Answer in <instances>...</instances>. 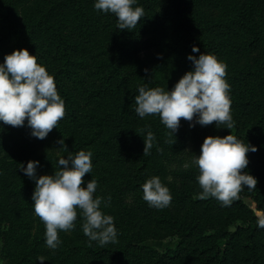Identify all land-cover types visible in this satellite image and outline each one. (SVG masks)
<instances>
[{
  "label": "trees",
  "instance_id": "16d2710c",
  "mask_svg": "<svg viewBox=\"0 0 264 264\" xmlns=\"http://www.w3.org/2000/svg\"><path fill=\"white\" fill-rule=\"evenodd\" d=\"M93 5L0 0V63L13 49H27L53 76L65 107L64 118L43 140L30 135L26 122H0L2 264H264V229L248 207L254 201L264 208V0H138L145 17L132 31L118 30L116 17ZM192 45L226 64L231 134L258 149L247 153L245 169L257 179L256 189L244 186L230 207L195 198L202 191L196 167H169L191 146L200 150L206 136L230 130L215 123L189 127L181 119L171 137L158 116L141 119L134 111L138 86L171 90L166 73L192 69L187 55L200 54L192 53ZM146 129L156 143L143 156ZM61 138L67 149L58 144ZM80 150L92 153L93 170L84 181H97L94 196L111 197L101 208L114 218L117 242L89 243L77 209L75 228L59 231L62 243L52 250L27 199L35 181L18 167L36 160L37 175H50L58 156ZM152 176L169 188V207L151 208L142 199L141 185ZM165 235L177 237L175 247L159 251L142 244Z\"/></svg>",
  "mask_w": 264,
  "mask_h": 264
},
{
  "label": "clouds",
  "instance_id": "9594fccd",
  "mask_svg": "<svg viewBox=\"0 0 264 264\" xmlns=\"http://www.w3.org/2000/svg\"><path fill=\"white\" fill-rule=\"evenodd\" d=\"M137 5L138 0H94L93 6L99 12L114 15L118 30L132 31L145 17L143 7ZM192 53H200V49L192 45ZM187 59L192 63V69L186 71L171 90L138 86L134 111L141 119L158 116L171 137L178 130L181 119L188 121L189 127L215 123L216 127L229 129V134L222 137L206 136L200 154L194 155L183 167L198 169L196 180L202 191L195 198H214L221 207H230L240 200L244 186L249 191L256 189L257 179L245 169L249 163L247 153L258 149L231 134L234 121L230 85L225 79L226 64L205 52L198 56L188 54ZM64 116V100L57 91L54 78L37 62L36 56L30 55L25 48L5 54L0 63V122L12 127L25 126L26 122L30 135L43 140ZM145 131L143 156H148L156 137L150 129ZM58 144L64 146V139H59ZM91 157L90 151L80 150L74 155L68 151L66 157H57L56 169L50 175H37L39 161L29 160L26 166L19 164L23 174L35 181L31 205L45 225L44 238L49 249L55 250L62 243L59 231L69 232L75 228L77 209L82 214V231L89 243L95 241L103 247L117 242L114 218L101 208L102 204L109 206L111 197L105 200L94 196L97 181L83 179L93 170ZM82 184L86 186L82 187ZM141 188L142 199L149 207L159 210L170 206L172 195L158 176L147 179ZM248 207L256 219V226L264 229V208L254 201ZM37 260L46 258L38 256Z\"/></svg>",
  "mask_w": 264,
  "mask_h": 264
},
{
  "label": "rangeland",
  "instance_id": "374dc122",
  "mask_svg": "<svg viewBox=\"0 0 264 264\" xmlns=\"http://www.w3.org/2000/svg\"><path fill=\"white\" fill-rule=\"evenodd\" d=\"M145 55V51H142L140 53V57L144 58ZM182 77V74H180L179 72H175V71H169L166 73V81L169 85H171L172 87L174 86V84L179 80V78ZM86 80H88V78H86ZM90 82V81H88ZM191 153H189L188 155L183 156L182 158H179L177 160H175L172 164L169 165V167L171 168H179L181 170L185 169L183 167V165L186 162H190L191 159L193 158L194 155H199L200 154V150L199 148L196 146H191L190 147ZM195 166H190L189 168H194ZM188 168V169H189ZM33 191H30V193H28L27 199L31 200V195H32ZM5 225L2 226V230L5 229ZM3 238L0 237V242H2ZM178 239L177 237L173 236V235H165L162 237H158V238H148L147 240L143 241L142 244L147 245V246H152L154 248H156L159 251H163L167 248H173L175 247L176 243H177ZM0 264H2V260H1V246H0Z\"/></svg>",
  "mask_w": 264,
  "mask_h": 264
}]
</instances>
